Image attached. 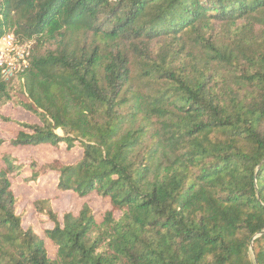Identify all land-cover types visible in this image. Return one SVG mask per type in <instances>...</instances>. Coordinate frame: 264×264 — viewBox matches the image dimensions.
Masks as SVG:
<instances>
[{
    "label": "trees",
    "instance_id": "16d2710c",
    "mask_svg": "<svg viewBox=\"0 0 264 264\" xmlns=\"http://www.w3.org/2000/svg\"><path fill=\"white\" fill-rule=\"evenodd\" d=\"M10 33L31 65L0 110L38 122L9 144L82 156L3 157L0 264H264V0H0ZM26 172L112 209L37 200L52 258L12 189Z\"/></svg>",
    "mask_w": 264,
    "mask_h": 264
},
{
    "label": "rangeland",
    "instance_id": "374dc122",
    "mask_svg": "<svg viewBox=\"0 0 264 264\" xmlns=\"http://www.w3.org/2000/svg\"><path fill=\"white\" fill-rule=\"evenodd\" d=\"M2 117L8 118L10 122H3ZM38 122L28 114L20 111H14L10 105L0 110V140L5 144L0 147V169L3 167V157L12 156L24 164H30L36 161L42 165L59 160L64 164H73L82 156L80 149L67 151L65 147L55 148L51 146L43 147H14L9 142L14 139L22 130L18 123ZM29 172L23 176L12 179V189L15 195L20 199V212L24 213V227H32L34 231L45 239L46 247L52 258H55L56 247L45 236V230L52 228V224L45 223L38 216L34 204L40 199H51L53 210L62 216L64 213L71 212L78 214L85 204L93 209L96 219L101 222L105 213L112 209L106 199L98 195H91L86 198H80L74 193H60L57 191V178L53 175L48 180L38 182H28Z\"/></svg>",
    "mask_w": 264,
    "mask_h": 264
},
{
    "label": "built area",
    "instance_id": "2783aa9c",
    "mask_svg": "<svg viewBox=\"0 0 264 264\" xmlns=\"http://www.w3.org/2000/svg\"><path fill=\"white\" fill-rule=\"evenodd\" d=\"M32 42H18L14 34L0 36V79L10 81L31 65Z\"/></svg>",
    "mask_w": 264,
    "mask_h": 264
}]
</instances>
